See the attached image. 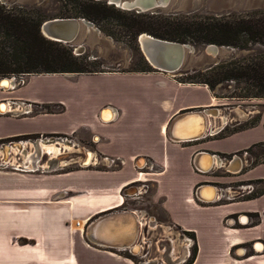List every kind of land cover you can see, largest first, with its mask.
I'll return each instance as SVG.
<instances>
[{
	"label": "crops",
	"instance_id": "crops-1",
	"mask_svg": "<svg viewBox=\"0 0 264 264\" xmlns=\"http://www.w3.org/2000/svg\"><path fill=\"white\" fill-rule=\"evenodd\" d=\"M49 74L56 73H39L30 77ZM62 75H70L65 77L72 79H78L83 75L121 78L127 87L118 88L107 95L98 89H91L83 95L87 103L84 108L81 107V99L75 97L78 102L74 106L82 110L74 115H68L66 99L61 97L54 99L53 96L42 93L40 89L35 92L27 91L23 99L13 95L24 91L31 83V79L24 85L15 84L10 89H0V141L23 136L68 135L74 137V142L76 140L81 151L82 147L85 150L89 149V145L93 146L92 150L95 154L92 159L93 166L106 165L105 162L108 161H117V164L121 162V165L114 168L112 162L104 169L76 166L59 173L38 167L43 171L38 168L34 171L50 173L47 177L52 178L45 195L52 191L58 199L31 201L26 200L27 189H33L37 185L21 187L23 183L13 182V175H23L20 171H32L26 167V164L22 165L26 167L24 170L19 169L20 165L13 166L11 162L9 164L13 168L6 163L3 164L1 161L3 155L0 151V264H13V258L14 264H25L20 251L16 250L13 253L12 235H21L18 237L19 240L22 235H34L25 231L26 227L27 230L42 232L43 235H53V233L69 235L66 228L68 223H71V230L74 231V221H77L76 223L89 221L87 222L89 224L95 215L114 212L125 201L121 193L123 187L139 180L147 183L152 190L151 200L157 204L150 205L154 207V212L192 236L197 252L188 264H264V174H254L257 167L264 166V162L245 165L244 159L237 155L248 150L252 146L248 147L251 142L221 146L215 140L219 136L227 137L241 130L223 135L214 131L210 134L205 132L206 135L191 141H175L168 134L169 125L176 115L185 111L218 106L217 98L207 85L179 83L165 72L125 74L97 72ZM125 78L132 80L126 81ZM193 89L205 91L206 98L193 95L191 92ZM30 103L50 107L53 111L31 113L33 108ZM5 104L9 106L8 111L2 112L1 106ZM56 105L60 106V110H55ZM132 109L135 113L131 112ZM111 110L114 114L113 119L103 120V115ZM207 118L209 128L216 129L211 115ZM229 119L230 115L223 117L224 126L228 125ZM193 123V130L197 129L199 124L195 120ZM92 139L95 142H92ZM81 151L80 153H84ZM201 151H207L209 155L198 158V153ZM211 154L219 157L220 163L225 160L224 158L230 157L229 160L227 159L228 169L239 171L228 174L227 178L235 183L260 182L261 185L256 186V194L235 200H226L219 196L210 202L199 197L196 189L200 184L207 180L220 179L219 177L213 179L214 176H210L212 172L209 170L213 169L214 165L207 173L199 172L195 166V160L197 163L199 159V166L203 170L202 167L210 162V158L204 156L213 157ZM90 158L87 155L85 163H88ZM95 158L97 161L93 164ZM54 159L50 158V160ZM138 159L147 160V164L140 166ZM201 195L210 197L212 193L209 189H205ZM26 203L48 205L30 207V210L32 208L34 210L26 213L24 212ZM64 203L68 206L72 218L69 215L68 217L59 215L55 206H50ZM17 207L21 210L13 219V208ZM45 207H48L45 218L52 220L49 225L35 221ZM246 213L261 215V220L254 224L246 223L248 218ZM234 215L239 216V221L228 224L227 219ZM65 218L71 220L68 222ZM83 228L80 227L79 230ZM153 228L149 221L144 222L145 235H151ZM83 231V233L79 231V235H86L85 229ZM256 241L263 244L261 250L256 249ZM249 244H252L254 249L248 248L245 254V250L239 247H249ZM22 246L24 245L20 244L19 247ZM240 249L243 251L239 252Z\"/></svg>",
	"mask_w": 264,
	"mask_h": 264
},
{
	"label": "rangeland",
	"instance_id": "rangeland-1",
	"mask_svg": "<svg viewBox=\"0 0 264 264\" xmlns=\"http://www.w3.org/2000/svg\"><path fill=\"white\" fill-rule=\"evenodd\" d=\"M81 2V0H0V6L12 9L17 15L41 19L43 22L54 18H85L80 16ZM102 2L108 4L104 0ZM113 7L117 10V12H111L109 17L106 19L98 22L90 20L95 24L96 28L99 29V32L94 29L88 31L87 29L82 28L78 38L74 42L62 44L66 48L71 49L72 53L76 57L79 59L83 57L86 58V62L91 64V66L97 70H102V72L105 73H163V71L155 69L148 62L145 55L141 51L137 37L136 39L132 38L130 32L123 25V23H125V17L131 15L135 11L123 10L115 5H113ZM118 11H120V13ZM259 11H264V0H171L168 6L160 8L155 14H162L171 17L185 15L220 17L228 15L246 16ZM144 13L154 14L151 11ZM15 39L16 38L14 36L0 32V57L10 58L17 52V49L15 50V43H17L15 42ZM186 43L193 45L195 50L187 52L183 66L179 71L176 73H166L167 76L172 77L179 83L207 85L217 98L216 101L218 106L216 107L219 108L221 113L220 116H211V118H213V126H215L216 129L220 126H224L222 121L223 117H228L230 115L228 125L222 127L219 134L223 135L241 130L240 132L227 137L219 136L215 139L217 143L221 146H234L251 142L248 147L252 146L248 150L240 152L237 155L244 159L245 165L249 164L250 166L264 162V142H261L264 141V131L262 130L264 129V97L248 96L252 95L248 90L253 88L250 81L227 80L217 84L214 88H211L208 84L201 82L204 80L205 76H207L209 70L207 67L211 63L215 61L223 63L237 60H247L250 58L251 54L264 51V45L249 44L245 48H236L225 45V48L221 50L219 56L215 57L205 52V44H195L192 42ZM80 46H83V51L77 52L76 49ZM21 74H26V82L31 79V83L21 93L13 94L14 96L17 95L19 99H23L24 96H26L27 91L35 92L40 89L42 93L53 96L54 99H58L59 97L66 99L67 108H69L68 115H74L81 112L82 108H84L87 104L83 95L91 89H98V91L107 95L113 90L127 87L126 83H124L121 78H102L92 75H83L78 79H72L67 78L70 75L57 73L46 76L37 75L34 77L30 76L32 74L39 73L32 72ZM125 79H127L126 81L132 80L131 78ZM19 83L20 81H15V84ZM191 92L196 97L206 98L205 91H202L201 89H193ZM75 97H79V99H81L80 102L82 104V108L79 109L74 106L78 102ZM1 99L4 98L1 97ZM47 108V112L53 111L50 107ZM38 110H41V108L37 107L35 112L39 113ZM131 112L135 113V110L132 109ZM36 138V136H30L22 139L24 140L23 142L26 146V152L12 153L11 163L13 166L16 165L18 167L19 165H24L27 161V157L32 156L34 152L33 156L29 160L30 164L26 163V167L33 169L34 167L32 163L38 162V159L41 160V162L36 163L37 166H49L55 162L54 160H50L52 157L58 160V165H62L64 163L69 164L65 167V170L53 172L59 173L73 169L74 166L76 167L78 165V163L75 162L81 161L84 157L82 154L84 147H82L81 151L80 146L75 148L63 143H60L58 146L53 143V147L58 149L55 155L50 152V155H44V152L42 151L40 157H37L38 159L34 161L33 158L38 155V152L34 143L30 140H35ZM42 147L46 148V145H42ZM60 147H63L64 150ZM80 151L82 153H80ZM92 153L93 156H95L94 152ZM229 158L230 157L227 159L229 160ZM227 159H225L222 163L215 165V169H211V172H217L215 175L222 176H215L213 179L219 177L220 179L216 180L225 183V185L235 183L233 180H230V178H227V175L239 171L231 170V168L228 169ZM93 161L94 164L97 159L95 158ZM111 163L112 161H108V163L105 162L106 165L100 164L92 166L104 169L107 168V165L110 166ZM116 166H118L117 163L114 164V168ZM12 171L18 172L14 169H12ZM20 173L23 175H13V182L23 183V185H20L21 187L24 185H37V187L33 189H27L26 200L34 201L50 200L51 198H54V200L58 199L52 191L47 192V196L45 195L48 185L50 184L49 182L52 179L49 176L47 177V174L50 173L44 174L40 171H20ZM254 174L263 175L264 166L257 167ZM141 183L142 184L138 185V190L141 192L140 194L136 192L132 194L130 193V196H123L127 203L125 204L127 206L126 210L135 211L137 214L139 213L142 215V218H144L143 223L149 221L152 228L154 227V230L152 229L151 231V235H145V231L143 227H141V235L138 236L137 241L141 244L142 251L139 250L133 255L129 249H107L91 244L89 243L86 235H79V231L83 233L84 228L82 227L83 229L79 230V225H75L77 221H74V231L71 230V223L66 225L69 235H62V233L61 235H54V233L53 235H43L44 233L42 232L37 233L38 231H31L32 229L27 230L26 227L25 231L34 235H22L20 240L18 237L21 235H12L13 253H15L16 250L20 251L24 257L23 260L25 264H188L197 252V247L193 244L192 236L184 235L185 237L183 238V236L180 235L181 231L178 228H172L165 218L154 212V207H151L150 205L156 206L157 204L151 200L152 190L149 187L143 186V183L145 182ZM248 183L254 182L236 184L243 185ZM149 201L151 203H148ZM25 205L26 209H22L25 210L24 212L28 213L29 211L34 210V208L30 210V207H38L40 205L43 206L44 204L26 203ZM50 206H55L54 208L58 211L57 213L59 215L65 217L66 215L67 217L69 215L71 217L69 208L68 206H65V203ZM47 208L48 207L43 208L45 212L41 211L37 215L38 219L35 218V221L45 222V225L52 223L51 218H45ZM19 210H21L19 207L13 208V219L18 216ZM48 215H50V213ZM71 218H65V221L67 219L69 222ZM82 223L84 224L85 222L82 221ZM21 228L23 231V226ZM187 238H190L191 240L189 241L188 239L187 241ZM20 244L24 246L20 248ZM190 253L191 255H188Z\"/></svg>",
	"mask_w": 264,
	"mask_h": 264
},
{
	"label": "trees",
	"instance_id": "trees-1",
	"mask_svg": "<svg viewBox=\"0 0 264 264\" xmlns=\"http://www.w3.org/2000/svg\"><path fill=\"white\" fill-rule=\"evenodd\" d=\"M80 16L94 22L117 12L113 5L102 1L81 0ZM120 13V11H118ZM41 19L17 15L12 9L0 6V32L14 36L15 50L12 57H0V76L21 73H97L86 58L79 59L71 49L61 42L46 38L40 31ZM123 25L132 38L142 32L155 37L195 44L215 43L236 48L249 44L264 45V11L246 16H165L133 12L125 17ZM34 75V74H32ZM227 80L250 81L253 88L249 93L254 97H264V51L250 55L243 61L219 63L208 70L202 83L214 88Z\"/></svg>",
	"mask_w": 264,
	"mask_h": 264
},
{
	"label": "water",
	"instance_id": "water-1",
	"mask_svg": "<svg viewBox=\"0 0 264 264\" xmlns=\"http://www.w3.org/2000/svg\"><path fill=\"white\" fill-rule=\"evenodd\" d=\"M96 1H103V0H96ZM104 1H106L110 5H115V6L121 8L123 10H133L136 13H144L147 11H151L153 13H156L159 11L160 8L168 6L171 0H104ZM82 28H85L88 31H91L92 29H94L97 32H99V29L96 28L95 24L92 21L87 20L86 18H72V17L54 18V19L45 20L40 25V31L46 38L53 40V41L61 42V43H72V42H74L78 38ZM137 41L139 43L141 51L145 55L148 62L155 69H157L159 71H163L165 73H176L177 71H179L181 69V67L183 66L187 52L195 50V47L193 45H191L190 43H182V42H178V41H171V40H167V39L158 38V37H155V36H153L147 32L140 33L137 36ZM223 48H225V45H217L215 43L205 44V52L207 54L215 56V57L219 56V54ZM76 51L77 52L83 51V46L78 47L76 49ZM218 64H219V62L215 61V62L211 63L207 67V69H210V68H212ZM0 83H1V81H0ZM218 109H219L218 107H211L210 109L207 108V109L197 110L194 112L185 111V112H182V113L176 115L172 119V121L169 125V129H168L169 137H171L170 136V134H171L170 130L173 129L174 123L179 119V117L189 115V114H195V112L196 113H203L204 110L215 112ZM212 116H214V115H212ZM222 121H223V119H222ZM215 130H216L215 128L212 129V131H215ZM219 130H220V128L217 129V131H219ZM210 132H211V127L209 128V124H208V129L206 131V134L207 133L210 134ZM206 134H204V135H206ZM197 137L201 138L202 135L201 136L188 137L186 141L198 139ZM174 140L175 141H185V140H181V139L180 140L174 139ZM36 141L56 142V144L59 142H65L66 144H69L70 146L74 145L73 143H71V141H67L66 139H62V138L38 139ZM36 148H37V145H36ZM0 151H1V149H0ZM203 154H209V153L207 151H201L198 153V155H199L198 158ZM211 155L217 160L218 163L221 162L220 158H218L217 156H215L213 154H211ZM85 162L86 161L82 162L83 165H85V166L89 165V164H84ZM195 163H196V160H195ZM205 187L213 188V190H215V188L213 187L212 184H208V183L205 184L204 183L197 188L196 193L198 195H200L201 198H203V199H206L209 201L213 200V199L204 198L201 195L202 189ZM124 212H127V211H124ZM107 213H112V212H107ZM102 216H104V215H101V216L97 217L96 219H94L93 221H91L88 224L87 228L84 227L87 239H88L89 243H91V244L97 245L91 240V238H89V235H93V232H92L93 224L97 220H100L102 218ZM118 245L120 247H123V248H128L130 244L125 242L123 244H118ZM109 247L111 249H116V248H113V246H109Z\"/></svg>",
	"mask_w": 264,
	"mask_h": 264
},
{
	"label": "bare ground",
	"instance_id": "bare-ground-1",
	"mask_svg": "<svg viewBox=\"0 0 264 264\" xmlns=\"http://www.w3.org/2000/svg\"><path fill=\"white\" fill-rule=\"evenodd\" d=\"M124 5V4H123ZM0 85L5 88V89H9L10 85H15V80L9 76H4V77H0ZM9 106L7 104L2 105L1 106V111L2 112H6L8 111ZM110 110V109H108ZM194 112V111H191ZM220 111L219 109L216 110L215 112L213 111H208L205 110L203 111V113H196L195 114H189V115H185V116H181L179 117V119L174 123L173 129H171V138L174 139H181V140H187L188 137H192V136H204L205 132L207 131L208 128V116H220ZM114 114L113 111H109L106 112L103 115V120L105 121H109L111 119H113ZM222 117V116H221ZM197 121V123L199 124V126L197 127V129L193 130L194 127V123L193 121ZM210 121V119H209ZM178 126V128H176ZM198 138V137H197ZM32 143H34V145H37L36 150L38 149H43V152H50L51 154H56L58 149H55V147H53V143L56 142H46V141H34V140H30ZM189 141V140H188ZM63 143V142H61ZM35 145V147H36ZM42 145H46V148H41ZM71 147H73L71 145ZM6 148L8 150L11 149V152L16 153L19 152L18 149H22L25 148L26 146L23 143V141H16V142H12L11 145L9 144L8 146H6ZM14 148H18V149H14ZM24 149V151H25ZM6 151V150H5ZM26 152V151H25ZM22 151V153H25ZM203 155H207V154H203ZM209 155V154H208ZM88 156H90V160L88 163H84V164H90L92 165V159H93V153H89ZM202 156V155H201ZM200 156V158H201ZM212 156V155H211ZM32 156H28L27 157V161L26 163H29V160ZM204 158H210V162L207 165H204L203 171H208L213 164L215 163V158L213 157H207L204 156ZM35 159V157H34ZM9 161L12 162V157L9 158ZM9 161L6 160V162L9 163ZM82 162V160L80 161ZM145 163L147 164V160H140L139 161V165L143 166L145 165ZM217 164H219L217 162ZM197 165L199 166V159L197 160ZM216 165V164H215ZM16 166V165H15ZM20 167L26 168L25 166L20 165ZM200 168V166H199ZM201 169V168H200ZM205 189H209L212 193V195L210 197H206L204 195H202L204 198L207 199H214L217 193H215V190H213V188H203V190ZM139 193L138 188L136 189H131L129 190V193ZM114 211L112 213H106L104 216H102V218L100 220H97L96 222H94L93 224V228H92V232L93 235H89V238H91V240L99 245L102 246L104 248H110L109 246H113V248H116L115 250H126L129 249L131 250L133 253L135 254L137 251H141V244H139V242L137 241L141 227H143L144 223H143V219L142 216L138 213L132 212V211H128V212H124L122 211ZM119 213V214H118ZM75 225H79L78 227H83V223L79 222V223H75ZM137 237V238H136ZM189 238H187L186 240L188 241ZM129 243V247L128 248H123L120 247L118 244H123V243ZM138 242V243H137ZM257 245V246H256ZM256 249L257 250H261L263 247V244L261 243H256ZM111 249V248H110Z\"/></svg>",
	"mask_w": 264,
	"mask_h": 264
},
{
	"label": "flooded vegetation",
	"instance_id": "flooded-vegetation-1",
	"mask_svg": "<svg viewBox=\"0 0 264 264\" xmlns=\"http://www.w3.org/2000/svg\"><path fill=\"white\" fill-rule=\"evenodd\" d=\"M13 86L12 85H10L9 86V88H12ZM7 112V111H6ZM25 137H30V136H23V137H15V138H13V139H9V140H3V141H0V149H1V153H2V159H1V161H2V163L3 164H5L6 163V165H8V166H11L12 167V165H10L8 162H6V160L7 161H9V158L10 157H12V152H11V149L10 150H8L7 148H6V146H8L9 144L11 145V143L12 142H16V141H24V140H22L23 138H25ZM37 138L34 140V141H36V140H38V139H50V138H62V139H66L67 141H71V143H73L74 145H73V147H78V145L79 144H77V143H75L74 142V137H72V136H68V135H40V136H36ZM92 142H95L93 139L91 140ZM24 143V142H23ZM60 143L61 142H59V143H54L55 145H60ZM63 144H66L65 142H63ZM67 145H69V144H67ZM70 146V145H69ZM41 148H43L42 146H41ZM60 148H62V150H64L63 149V147H60ZM92 148H93V146H91V145H89V149H85L84 150V153H83V159H82V162H84L85 160H87V155H88V153H91V152H94L93 150H92ZM14 149H18V148H14ZM24 149L25 148H23V150L21 149H18L19 150V152H25L24 151ZM4 150H6V151H4ZM26 150V149H25ZM40 151V152H39ZM42 151H43V149H38L37 150V152H38V154H42ZM33 154H34V152H33ZM33 154H32V156H33ZM44 155L45 154H48V155H50V153L47 151H45L44 153H43ZM39 155V156H40ZM38 155L37 156H35V159L33 158V160L35 161V160H37L38 158ZM140 160H142V159H140ZM139 159H138V162L140 161ZM54 161L55 162H53L51 165H49V166H46V167H42V166H37V164L36 163H40L41 162V160H39L38 159V162H31L32 164H33V169H29L30 171H34V169H36V167H41V168H44V169H51L52 171H50V172H53V171H58V170H65L66 168L65 167H67L69 164L68 163H64V164H62V165H58V160H56V159H54ZM9 162H11V161H9ZM113 163H112V167L114 166V164H116L117 163V161H112ZM55 163V164H54ZM75 163H78V165L77 166H81V167H92V165L90 166V164L89 165H84V166H82L80 163V161L79 162H75ZM215 164L216 165H218L217 164V160L215 159V163L213 164L214 166H215ZM58 165V166H57ZM119 165H121V162H119L118 163V166ZM214 166H213V168H214ZM108 167V166H107ZM13 168V167H12ZM28 168V167H27ZM74 168H75V166H74ZM142 169L144 168V167H141ZM19 169H22V170H24L25 168H22V167H19ZM38 170H41V169H39L38 168ZM232 170H234V169H232ZM41 171H43V170H41ZM207 172V171H206ZM215 173H217V172H212L211 174L212 175H214V177L215 176H219V175H215ZM219 177H221V176H219ZM142 181L141 180H139V181H134V182H132V183H129V184H127L125 187H123V189H122V191H121V193H122V195H124V196H130L131 194L129 193V190H131V189H136V188H138V185H140V184H142L141 183ZM204 183H211V184H214L215 186H216V188H215V193H217L216 194V196L217 197H215V198H218L219 196H221V197H223L224 199H226L224 196L225 195H232L233 196V199H230V200H235V199H240V198H244V197H250V196H253V195H255L256 194V192L255 191H250V192H247L246 190H243L242 189V187H241V185L240 184H236V183H230V184H228V185H225V183H223V182H221V181H217V180H214V181H204ZM144 185L143 186H146V187H149V185L148 184H145V183H143ZM133 195H135V194H133ZM226 200H228V199H226ZM125 204H127L126 203V201H124L123 202V204L120 206V207H118L117 209H115L114 211H129V210H126V208H127V206L125 205ZM106 213H104V214H98V215H95L94 217H93V219L91 220V221H93L94 219H96L97 217H99V216H101V215H105ZM246 215L248 216V220H247V222L246 223H248V221H250V223L251 224H254V223H256V222H258V221H260L261 220V215H254V214H250V213H246ZM260 217V218H259ZM231 218H233V219H235V221L237 220V221H239V216L238 215H234V216H231ZM87 222H89V221H86V223L84 224L85 226L84 227H88V223ZM170 224V226L172 227V228H178L179 229V227H177L176 225H173V224H171V223H169ZM180 231H181V229H179ZM180 235H182L183 236V238L185 237L184 235H187V233H185L184 231H181V234ZM191 239L189 238V241H190ZM257 243H259V241H256ZM193 244L195 245V242H194V240H193ZM193 246V245H192ZM141 247V251H142V246H140ZM239 248H243L245 251H244V253L246 254V251H247V249L249 248V250H251V249H254V247H253V245L252 244H249V247L248 246H245V247H243V246H240ZM187 249V248H186ZM242 249V250H243ZM235 251L237 250V249H234ZM234 251V252H235ZM130 252L131 253H133L131 250H130ZM134 255V254H133ZM188 255H191V253L190 254H188Z\"/></svg>",
	"mask_w": 264,
	"mask_h": 264
},
{
	"label": "built area",
	"instance_id": "built-area-1",
	"mask_svg": "<svg viewBox=\"0 0 264 264\" xmlns=\"http://www.w3.org/2000/svg\"><path fill=\"white\" fill-rule=\"evenodd\" d=\"M25 75L26 74H13L12 76H10L11 78H13L15 81H20V83L19 84H24L26 81H27V79H25ZM0 89H4V88H2V87H0ZM29 105H31L32 106V110H31V113H38V112H35V109L38 107V108H41V110H38L39 111V113L40 112H46L47 110V108L46 107H44V106H42V105H39V104H34V105H32L31 103L29 104ZM58 108V109H57ZM55 109L56 110H60V106L59 105H56V107H55ZM24 112H26V111H24ZM222 130V128H220V130L219 131H214V133L216 132L217 134L218 133H220V131ZM210 133H213V131H212V129H211V132ZM89 154V153H88ZM215 155V154H214ZM216 156V155H215ZM219 158V157H218ZM234 158H237V156H234ZM224 159H226V158H224ZM82 166H84L83 165V163L81 162L80 163ZM195 166L197 167V170L199 171V172H205V171H203L202 169H200L198 166H197V164L195 163ZM214 169V168H213ZM212 169V170H213ZM212 170H209V171H212ZM209 171H207V172H209ZM207 172H205V173H207ZM260 182H257V183H248V184H243V185H241V187H242V189L243 190H246L247 192H250V191H255L256 192V190H257V188H256V186L258 187L259 185H261V183L259 184ZM202 184H204V183H202ZM202 184H200V185H202ZM206 184V183H205ZM208 184H211V183H208ZM199 185V186H200ZM213 185V187L214 188H216V186L214 185V184H212ZM198 186V187H199ZM197 187V188H198ZM263 187H264V182H263ZM197 190V189H196ZM198 195V194H197ZM199 196V195H198ZM199 197H201V196H199ZM226 199H228V200H230V199H233V196L232 195H225L224 196ZM214 199H216V198H214ZM213 199V200H214ZM213 200H211V201H213ZM204 201H207V202H210L209 200H206V199H204ZM242 219V218H241ZM247 220H248V218H247ZM246 220V221H247ZM235 221V219H233V218H229V219H227V223L228 224H232V222H234ZM242 222H243V220H241ZM243 223H245V222H243ZM248 223H250V221H248ZM243 250H239V252H242Z\"/></svg>",
	"mask_w": 264,
	"mask_h": 264
}]
</instances>
